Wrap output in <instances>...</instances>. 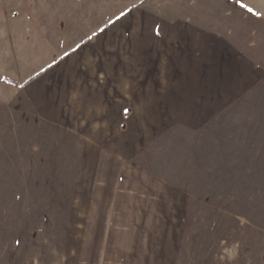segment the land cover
<instances>
[{
    "label": "rangeland",
    "instance_id": "1",
    "mask_svg": "<svg viewBox=\"0 0 264 264\" xmlns=\"http://www.w3.org/2000/svg\"><path fill=\"white\" fill-rule=\"evenodd\" d=\"M124 1L172 22L150 46L131 14L118 62L94 48L77 64L112 110L71 127L23 125L19 103L0 118V264H264V0ZM110 229L145 247L104 248Z\"/></svg>",
    "mask_w": 264,
    "mask_h": 264
},
{
    "label": "crops",
    "instance_id": "2",
    "mask_svg": "<svg viewBox=\"0 0 264 264\" xmlns=\"http://www.w3.org/2000/svg\"><path fill=\"white\" fill-rule=\"evenodd\" d=\"M149 6L146 10L138 3L132 10L126 11L125 1L121 0L114 8L104 10L105 7L99 6L95 7L94 14L91 11L87 14V10L81 8L82 0H0V61L10 64V68L0 65V118L12 119L14 104L19 103L23 125L31 120L37 126L71 127L82 126L85 122L81 116H93L95 111L104 108L102 104H106L105 111L108 112L109 107L112 110L110 94L104 98L94 89L88 77L78 74L81 70H77V64L90 57L94 48H101L96 50V62H118L124 52L126 18L131 14H139L140 19L144 17L143 22L140 20L137 25L148 26L149 45H155L157 26H164V30L168 31L171 14H160L164 16V21L158 24L160 9L151 7V2ZM196 9L179 7L177 13L181 20L177 23L188 26V15L190 11L195 13ZM95 17L102 19V26L94 25ZM220 20L216 19L217 25ZM28 29L33 31L30 36L25 34ZM177 31L182 36L184 29L180 27ZM104 47L110 49L104 51ZM18 93H21L20 97ZM29 101L36 104L30 119L27 117ZM106 125H109L108 122ZM112 230L104 237L107 242L104 248H112L117 241L115 243L120 247L124 243V248L128 249L125 240L130 238L122 239L123 242ZM132 239L137 247H145L141 236ZM106 258L110 259L111 255H106ZM133 258L129 252L120 256V260L128 264L133 262ZM140 258L142 264H150L148 255L141 254ZM117 260L119 255L113 262ZM110 262L107 264H112Z\"/></svg>",
    "mask_w": 264,
    "mask_h": 264
}]
</instances>
